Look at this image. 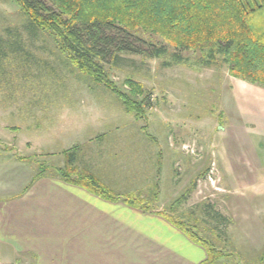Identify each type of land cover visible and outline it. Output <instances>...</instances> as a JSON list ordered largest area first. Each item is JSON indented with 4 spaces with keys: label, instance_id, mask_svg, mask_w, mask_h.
<instances>
[{
    "label": "rangeland",
    "instance_id": "rangeland-1",
    "mask_svg": "<svg viewBox=\"0 0 264 264\" xmlns=\"http://www.w3.org/2000/svg\"><path fill=\"white\" fill-rule=\"evenodd\" d=\"M179 54L123 55L109 71L133 101L147 98L138 117L0 0V170L12 183L19 170L1 164L21 156L33 174L51 176L76 148L80 169L183 221L221 255L215 264H264V86L232 77L221 56L205 66L200 52Z\"/></svg>",
    "mask_w": 264,
    "mask_h": 264
},
{
    "label": "trees",
    "instance_id": "trees-1",
    "mask_svg": "<svg viewBox=\"0 0 264 264\" xmlns=\"http://www.w3.org/2000/svg\"><path fill=\"white\" fill-rule=\"evenodd\" d=\"M9 1L26 16L30 28L51 36L58 51L78 71L114 93L125 109L138 117L144 114L147 98L143 97L140 103L133 101L109 78L112 68L127 61L123 55L159 58L169 52L173 60L181 61L180 52H200L205 66L221 56L232 77L264 86V0ZM154 40L162 42L157 46ZM125 84L132 95H142L133 82L126 80ZM76 162V148L65 152L64 167L57 170V175L103 200L121 201L150 211L139 204L142 198L112 194ZM163 215L205 250L207 257L201 264H214L221 258L210 243L195 235L183 221Z\"/></svg>",
    "mask_w": 264,
    "mask_h": 264
},
{
    "label": "crops",
    "instance_id": "crops-1",
    "mask_svg": "<svg viewBox=\"0 0 264 264\" xmlns=\"http://www.w3.org/2000/svg\"><path fill=\"white\" fill-rule=\"evenodd\" d=\"M13 149L43 155L41 146L14 144ZM27 162L16 156L1 164L19 170L12 183L0 170L1 262L201 264L206 260L205 250L162 213L103 200L63 181L57 172L36 178L38 173L26 169Z\"/></svg>",
    "mask_w": 264,
    "mask_h": 264
},
{
    "label": "built area",
    "instance_id": "built-area-1",
    "mask_svg": "<svg viewBox=\"0 0 264 264\" xmlns=\"http://www.w3.org/2000/svg\"><path fill=\"white\" fill-rule=\"evenodd\" d=\"M0 264H6V263H3V262L0 261Z\"/></svg>",
    "mask_w": 264,
    "mask_h": 264
}]
</instances>
